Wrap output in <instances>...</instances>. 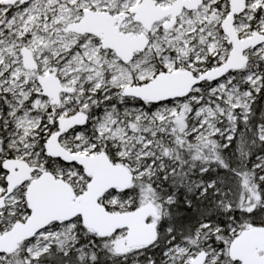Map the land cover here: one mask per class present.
I'll return each instance as SVG.
<instances>
[{
	"label": "snow or ice",
	"instance_id": "obj_1",
	"mask_svg": "<svg viewBox=\"0 0 264 264\" xmlns=\"http://www.w3.org/2000/svg\"><path fill=\"white\" fill-rule=\"evenodd\" d=\"M0 264H264V0H0Z\"/></svg>",
	"mask_w": 264,
	"mask_h": 264
}]
</instances>
